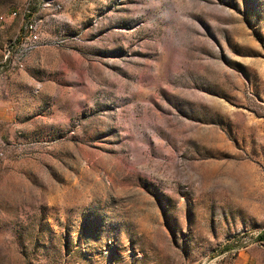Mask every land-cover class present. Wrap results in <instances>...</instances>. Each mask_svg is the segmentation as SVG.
Returning <instances> with one entry per match:
<instances>
[{"label":"rangeland","instance_id":"rangeland-1","mask_svg":"<svg viewBox=\"0 0 264 264\" xmlns=\"http://www.w3.org/2000/svg\"><path fill=\"white\" fill-rule=\"evenodd\" d=\"M263 232L264 0H0V264H264Z\"/></svg>","mask_w":264,"mask_h":264},{"label":"trees","instance_id":"trees-1","mask_svg":"<svg viewBox=\"0 0 264 264\" xmlns=\"http://www.w3.org/2000/svg\"><path fill=\"white\" fill-rule=\"evenodd\" d=\"M259 240H264V232L258 236Z\"/></svg>","mask_w":264,"mask_h":264},{"label":"crops","instance_id":"crops-1","mask_svg":"<svg viewBox=\"0 0 264 264\" xmlns=\"http://www.w3.org/2000/svg\"><path fill=\"white\" fill-rule=\"evenodd\" d=\"M241 260L245 261V259H241Z\"/></svg>","mask_w":264,"mask_h":264}]
</instances>
